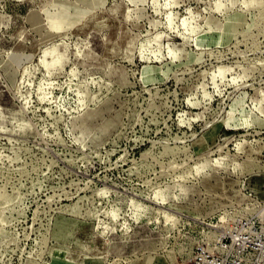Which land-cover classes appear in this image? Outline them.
<instances>
[{"label": "rangeland", "instance_id": "rangeland-1", "mask_svg": "<svg viewBox=\"0 0 264 264\" xmlns=\"http://www.w3.org/2000/svg\"><path fill=\"white\" fill-rule=\"evenodd\" d=\"M264 219V0H0V264H183Z\"/></svg>", "mask_w": 264, "mask_h": 264}, {"label": "built area", "instance_id": "built-area-1", "mask_svg": "<svg viewBox=\"0 0 264 264\" xmlns=\"http://www.w3.org/2000/svg\"><path fill=\"white\" fill-rule=\"evenodd\" d=\"M183 264H264V219L246 217L226 221Z\"/></svg>", "mask_w": 264, "mask_h": 264}]
</instances>
